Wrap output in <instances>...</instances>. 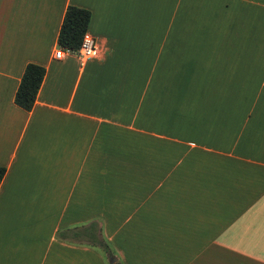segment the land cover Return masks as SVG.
Segmentation results:
<instances>
[{
	"label": "crops",
	"instance_id": "1",
	"mask_svg": "<svg viewBox=\"0 0 264 264\" xmlns=\"http://www.w3.org/2000/svg\"><path fill=\"white\" fill-rule=\"evenodd\" d=\"M221 3L0 0V264H264V0Z\"/></svg>",
	"mask_w": 264,
	"mask_h": 264
},
{
	"label": "trees",
	"instance_id": "2",
	"mask_svg": "<svg viewBox=\"0 0 264 264\" xmlns=\"http://www.w3.org/2000/svg\"><path fill=\"white\" fill-rule=\"evenodd\" d=\"M90 17L91 12L88 8L74 4L67 5L57 36V46L77 49L81 44L84 33L87 31ZM44 74L45 67L41 64L28 62L25 65L14 95V101L17 105L27 110L33 106ZM4 173L5 167L0 165V182ZM100 241L107 244V241L103 238ZM113 264L123 263L117 259Z\"/></svg>",
	"mask_w": 264,
	"mask_h": 264
},
{
	"label": "built area",
	"instance_id": "3",
	"mask_svg": "<svg viewBox=\"0 0 264 264\" xmlns=\"http://www.w3.org/2000/svg\"><path fill=\"white\" fill-rule=\"evenodd\" d=\"M75 55L80 64H84L96 55V42L92 34L85 32L80 46L77 49H70L63 46H57L54 50V57L62 58L65 55Z\"/></svg>",
	"mask_w": 264,
	"mask_h": 264
},
{
	"label": "rangeland",
	"instance_id": "4",
	"mask_svg": "<svg viewBox=\"0 0 264 264\" xmlns=\"http://www.w3.org/2000/svg\"><path fill=\"white\" fill-rule=\"evenodd\" d=\"M221 1L224 2V0H211L212 2V10H210L212 13H215L216 17H218L219 19H216V23L215 24H219L221 23L219 30L221 28V26H223V31H224V21H223V15H224V11L222 9V3ZM214 14H210V17H212ZM223 37V36H221Z\"/></svg>",
	"mask_w": 264,
	"mask_h": 264
}]
</instances>
